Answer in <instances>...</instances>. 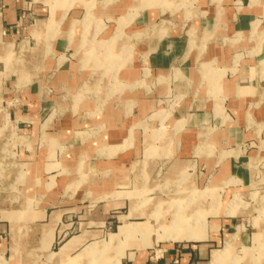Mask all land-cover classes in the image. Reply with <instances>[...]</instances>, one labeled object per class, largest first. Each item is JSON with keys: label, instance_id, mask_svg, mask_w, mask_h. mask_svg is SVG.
Segmentation results:
<instances>
[{"label": "crops", "instance_id": "crops-1", "mask_svg": "<svg viewBox=\"0 0 264 264\" xmlns=\"http://www.w3.org/2000/svg\"><path fill=\"white\" fill-rule=\"evenodd\" d=\"M0 32L1 57L17 56L0 128L18 133L20 161L1 188L0 264L23 237L42 239L25 245L42 264H84L112 215L111 239L134 240L106 251L116 264H195L188 245L218 239L230 201L264 178V0H0ZM230 185L221 204L212 191ZM178 194L202 214L167 236L171 217L152 212ZM148 238L176 246L153 261Z\"/></svg>", "mask_w": 264, "mask_h": 264}, {"label": "rangeland", "instance_id": "rangeland-1", "mask_svg": "<svg viewBox=\"0 0 264 264\" xmlns=\"http://www.w3.org/2000/svg\"><path fill=\"white\" fill-rule=\"evenodd\" d=\"M1 33V32H0ZM0 43H6L0 37ZM15 49V47H13ZM14 49H12L14 51ZM0 47V87L4 82L1 77V73L4 70H8V68L15 67L17 65V56H9L6 55L5 58L1 57ZM14 99L10 100L7 98H2L0 96V118L6 119L8 118V108L12 105H15ZM18 133L12 130L8 125L0 128V197H8L9 191L1 189L7 187L11 181H13V176L10 173V170L13 169L14 165L19 161V144L17 143V135ZM20 162V161H19ZM234 187L230 185L229 187L222 186L219 190L212 191L215 195H220L221 204H226L230 199H232V192H230ZM243 196H235L230 203L228 204L227 214H221L219 217L221 227L219 228V236L218 239L214 241H210L208 243V247L199 250L196 244L188 245V249L191 250V263H204V264H264V178L260 174L256 175L251 182L247 186V188L243 189ZM211 192V193H212ZM210 194V197L217 196ZM187 196V195H186ZM182 196L178 194L172 202L163 204H157L155 207V211L152 212V215L158 218L164 219L167 216L171 217L170 223H165L163 221V225L169 226L170 233H167V236H179L185 235V233L190 232L191 229L187 228V226H191L190 220H194V217L198 214H202L201 208L198 210H193L191 212V198L189 196ZM146 207V206H145ZM144 207V208H145ZM226 207V206H225ZM225 207H221L223 210ZM7 208V207H6ZM142 208V209H144ZM1 209V208H0ZM146 209V208H145ZM147 210V209H146ZM220 210V205L216 203L213 208L210 209L211 215L218 214ZM238 212L240 214L234 215ZM191 212V213H190ZM89 211H80L79 213L74 214L73 223L71 222V226L69 227V232H67L65 238L72 237L76 234L78 229L77 226V218H86L89 215ZM161 216V217H160ZM179 218L181 224V228L179 225H176L174 222V217ZM114 215H112L106 224H104L103 232L100 235L91 238L88 246H95L97 249L90 250V254H83L82 259H87L89 257V261L84 260V264H116L118 258L121 257V254H107L106 251H109L110 248L113 250H123L131 248V244L134 240L119 238L117 240H112L111 235L117 234L119 223L116 222V219H113ZM165 220V219H164ZM229 221L228 224H223V221ZM173 221V222H172ZM155 226V224H152ZM187 225V226H186ZM211 222V226H212ZM179 227L177 230L176 228ZM189 229V230H188ZM101 230V229H100ZM63 234V233H62ZM60 237L55 240L54 247L55 250L61 245V243L65 240V238ZM166 235V234H165ZM3 240H6L7 248L11 245V240L9 234H2ZM177 241L179 239H173ZM183 240V239H182ZM38 242V244L42 245V239L36 238H18L17 240H12L14 246L17 242V254L13 255V262L11 261L10 255L3 256L1 264H16L17 260H21L22 264L24 260L30 258V262H35L36 264H42L43 261L46 262L47 254H42L40 248L38 246L33 248L36 251L35 253H25V245H31V242ZM147 247L144 249L148 254L149 258L153 261L161 258L162 255L165 254L168 247L176 246L170 241H166L165 239L155 240L153 238H148L145 240ZM149 242V243H147ZM130 245L131 247H127ZM180 248L184 246L187 247L186 244L178 245ZM109 247V249H106ZM123 248V249H122ZM54 250V251H55ZM102 253L93 254V252ZM214 251V252H213ZM56 262V260H55ZM32 264V263H31Z\"/></svg>", "mask_w": 264, "mask_h": 264}, {"label": "bare ground", "instance_id": "bare-ground-1", "mask_svg": "<svg viewBox=\"0 0 264 264\" xmlns=\"http://www.w3.org/2000/svg\"><path fill=\"white\" fill-rule=\"evenodd\" d=\"M173 220H174V222L176 223V225H179V227L181 226V224H179V223H181V222H180L179 218H177V216L174 217ZM179 227H177L176 229L179 230V229H178ZM180 228H181V227H180ZM163 236H165V235H163Z\"/></svg>", "mask_w": 264, "mask_h": 264}]
</instances>
